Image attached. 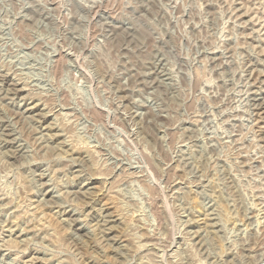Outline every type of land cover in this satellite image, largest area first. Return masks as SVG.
Listing matches in <instances>:
<instances>
[{"label":"rangeland","instance_id":"obj_1","mask_svg":"<svg viewBox=\"0 0 264 264\" xmlns=\"http://www.w3.org/2000/svg\"><path fill=\"white\" fill-rule=\"evenodd\" d=\"M262 104L264 0H0V264H264Z\"/></svg>","mask_w":264,"mask_h":264},{"label":"bare ground","instance_id":"obj_2","mask_svg":"<svg viewBox=\"0 0 264 264\" xmlns=\"http://www.w3.org/2000/svg\"><path fill=\"white\" fill-rule=\"evenodd\" d=\"M2 76V75H1ZM6 82H7V84H9V86H11V87H13V89L16 91V92H18V93H20V92H22L19 88H18V86L16 85V84H14V82L12 83V82H10V80H6ZM12 89V88H11ZM12 91V90H11ZM41 101V100H40ZM262 103V102H261ZM261 103H259V104H261ZM259 107L260 106H262V108H261V110H263V104L262 105H258ZM38 109V108H37ZM260 110V111H261ZM96 114H97V116H99V115H102V113H100L99 111L98 112H96ZM258 115V114H257ZM100 118V117H99ZM9 133V132H8ZM82 149V148H81ZM74 151V150H73ZM104 204V203H103ZM156 206V205H155ZM41 208V207H40ZM155 212H156V215H157V217H158V219H162L163 218V213H162V211L158 208V207H156V210H155ZM107 214V213H106ZM108 215V214H107ZM47 216V215H46ZM112 216V215H111ZM110 218V217H109ZM110 230V229H109ZM78 244V243H77Z\"/></svg>","mask_w":264,"mask_h":264}]
</instances>
